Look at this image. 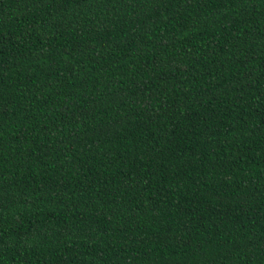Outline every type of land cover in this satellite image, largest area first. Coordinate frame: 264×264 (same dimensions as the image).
<instances>
[{
    "label": "trees",
    "instance_id": "1",
    "mask_svg": "<svg viewBox=\"0 0 264 264\" xmlns=\"http://www.w3.org/2000/svg\"><path fill=\"white\" fill-rule=\"evenodd\" d=\"M0 264H264V0H0Z\"/></svg>",
    "mask_w": 264,
    "mask_h": 264
}]
</instances>
